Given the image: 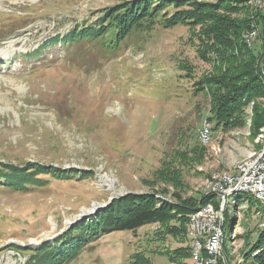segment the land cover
<instances>
[{
	"label": "rangeland",
	"instance_id": "obj_1",
	"mask_svg": "<svg viewBox=\"0 0 264 264\" xmlns=\"http://www.w3.org/2000/svg\"><path fill=\"white\" fill-rule=\"evenodd\" d=\"M125 1L0 0V162L84 171L69 181L47 177L46 187L28 193L0 192V264L27 260L6 245L39 247L115 198L199 200L210 179L236 174L261 149L264 127L255 137L253 104L244 128L223 132L213 122L211 141H200L213 115L207 93L193 85L212 65L199 58L188 27L133 33L119 50L98 43L68 52L50 43ZM44 43L49 46L34 52ZM251 45L261 54L258 39ZM225 219L223 255L239 264L264 227V213L244 202ZM188 227L185 241L159 234V225L115 232L90 243L71 264H131L139 253L152 264H169L161 253L188 247Z\"/></svg>",
	"mask_w": 264,
	"mask_h": 264
},
{
	"label": "trees",
	"instance_id": "obj_2",
	"mask_svg": "<svg viewBox=\"0 0 264 264\" xmlns=\"http://www.w3.org/2000/svg\"><path fill=\"white\" fill-rule=\"evenodd\" d=\"M249 2L251 0L125 1L102 9L91 24L82 23L67 35L56 36L50 43L61 44L68 52L79 53L86 45L98 43L105 50H119L133 33H150L157 26L163 29L186 26L198 41L199 58L212 65L211 73L202 75L193 85L196 91L207 93L213 115L209 122H214L215 129L223 132L244 128L248 106L253 104L252 127L256 137L264 127V6L258 11V7ZM253 30L257 32L255 40L261 42L259 55L253 50L252 41L245 40V35ZM46 46L47 43L36 51ZM186 69L191 73L192 70ZM79 176L84 177V171L38 162L22 165L0 162V192L28 193L46 187L49 183L47 177L62 182ZM216 197L205 193L199 200L193 197L182 202L179 196H175L177 202L161 201L159 204L154 195L130 194L112 200L89 221L75 224L53 240L42 242L39 247L27 248V245L13 243L6 245L5 251L27 258L24 264H71L90 243L103 236L135 232L147 225H159L162 230L159 234L185 241L190 216L201 206L216 204ZM237 199L238 205L246 202L250 210L255 206L257 211L264 213V208L252 197L240 194ZM244 238L249 242V235ZM250 249L245 258H252L251 264H264V227L258 231V238ZM190 253L188 239V247L161 254L168 257L169 264H187L186 261L191 262ZM226 260L229 264L230 258ZM131 264L152 263L139 253L132 256Z\"/></svg>",
	"mask_w": 264,
	"mask_h": 264
},
{
	"label": "bare ground",
	"instance_id": "obj_3",
	"mask_svg": "<svg viewBox=\"0 0 264 264\" xmlns=\"http://www.w3.org/2000/svg\"><path fill=\"white\" fill-rule=\"evenodd\" d=\"M251 5L258 7L257 0H251L249 2ZM257 32L255 30L249 32L245 35V40L248 42L252 41V38H256ZM261 140V149L254 153L251 157L244 160L242 164L236 167V174H224V175H216L212 179H220L223 177H232V178H240L241 171L243 167H247L248 165H252L253 162H260V159L264 156V131L260 134ZM258 140V142H259ZM203 144H207L206 141H202ZM209 143V142H208ZM211 180V179H210ZM207 194L216 195V204H208L207 206H201L196 212L190 216L189 220V231H188V239L190 244V254H191V262L192 264H197V257L195 255V246L198 244V255L202 258L200 264H211L212 260V253H211V246L212 248H219L223 252V246L225 245L224 242L226 240L224 235V226H225V215L229 211L232 206L238 204L237 197L240 194L247 195L252 197L253 199L257 200L259 204L264 208V194L258 193L254 189L248 188H241V187H233V191H228L225 194V199L222 197V193L219 189H212L209 190V182L206 185L205 189ZM207 209H210V212H206ZM203 214L204 222H213L215 224H221V231H219V241L217 237H210L209 228L204 227V222L200 218L195 215ZM227 259V258H226ZM227 262V260H226ZM228 264V263H227ZM230 264V263H229Z\"/></svg>",
	"mask_w": 264,
	"mask_h": 264
},
{
	"label": "built area",
	"instance_id": "obj_4",
	"mask_svg": "<svg viewBox=\"0 0 264 264\" xmlns=\"http://www.w3.org/2000/svg\"><path fill=\"white\" fill-rule=\"evenodd\" d=\"M258 1V11L263 10V0ZM255 42V38H252V43ZM212 128L211 124L206 120V123L203 125L202 130H200L199 138L200 141H206L207 143L211 141ZM233 187H241L254 189L258 193L264 194V156L260 159V162H253L252 165L243 167L241 171L240 178L232 177H223L220 179H211L209 181V190L219 189L222 193V197L225 199V194L228 191H233ZM206 212H210V209H207ZM198 218L203 220V214L195 215ZM204 227L209 228L210 237H217L219 241V231H221V224H215L213 222H204ZM198 244L195 246V255L197 257V264H200L202 258L198 255ZM212 260L211 264H227L226 257L223 255V252L219 248H212Z\"/></svg>",
	"mask_w": 264,
	"mask_h": 264
},
{
	"label": "water",
	"instance_id": "obj_5",
	"mask_svg": "<svg viewBox=\"0 0 264 264\" xmlns=\"http://www.w3.org/2000/svg\"><path fill=\"white\" fill-rule=\"evenodd\" d=\"M116 199V198H115ZM112 200H114V199H112ZM112 202V201H111ZM98 214V213H97ZM96 214V215H97ZM87 220H89V216H85V218H83V219H80V220H78L76 223H78V224H82L83 222H85V221H87ZM75 223H73V225H74ZM72 224H71V226H73Z\"/></svg>",
	"mask_w": 264,
	"mask_h": 264
},
{
	"label": "crops",
	"instance_id": "obj_6",
	"mask_svg": "<svg viewBox=\"0 0 264 264\" xmlns=\"http://www.w3.org/2000/svg\"><path fill=\"white\" fill-rule=\"evenodd\" d=\"M187 262H188V264H191L190 260H188Z\"/></svg>",
	"mask_w": 264,
	"mask_h": 264
}]
</instances>
